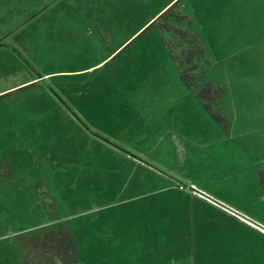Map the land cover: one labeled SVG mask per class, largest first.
<instances>
[{
	"label": "rangeland",
	"instance_id": "obj_1",
	"mask_svg": "<svg viewBox=\"0 0 264 264\" xmlns=\"http://www.w3.org/2000/svg\"><path fill=\"white\" fill-rule=\"evenodd\" d=\"M176 1L0 0V26L27 15L1 39L16 60L0 55V264H26L21 233L60 226L78 245L73 264H264V128L247 130L264 118L243 106L256 90L210 54L211 0H181L188 18L168 21L206 47L196 79L225 88L217 104L247 132L228 136L170 55L167 42L177 56L189 45L159 18ZM238 1L239 30L261 32L264 0ZM232 162L233 174L206 172Z\"/></svg>",
	"mask_w": 264,
	"mask_h": 264
},
{
	"label": "crops",
	"instance_id": "obj_2",
	"mask_svg": "<svg viewBox=\"0 0 264 264\" xmlns=\"http://www.w3.org/2000/svg\"><path fill=\"white\" fill-rule=\"evenodd\" d=\"M240 5L241 4L239 3L238 0H211L207 2L206 8H205L206 13L204 16H206L207 20L210 21L211 23H215L219 29V31L215 32L216 35H214L219 41L218 45L216 46L217 48L214 50V52L210 51V54L213 55L215 53H219V50H221L222 55L224 59L226 60L225 62L229 64L232 63L233 69L237 70V75L241 78L240 80L243 81L247 86L250 85V87L255 88L256 90V95L254 94L255 97H253L252 99L248 97V101L245 100L243 103L244 111H246L247 113V118L249 117V114L252 112H254L255 115L257 116L264 118V58L257 56L255 58L256 62H253L254 58H252V52L253 50L254 51L256 50L258 45H261L262 48H264V32H263L264 27H261V30H262L261 32L250 30L251 28L250 29L246 28V30H239L238 23L240 24L241 21H238L237 20L238 17L237 16L235 17V15H237L236 9H238ZM248 7L250 6L248 5ZM250 9H249V13H247L248 17L251 19H256L257 18L256 16L252 17L254 13H252V10ZM26 17L27 15L20 16L19 18L11 22L9 25L6 24L5 26L4 24H2L0 26V43L3 44L2 46H0L1 56L8 57V58L13 57L16 60V55L11 51L12 49L11 46L13 44L10 42H2L1 39H4V38L9 39L11 36L10 35L11 31L14 28H16V25L18 24V22L23 21ZM30 81L32 80L22 81L13 87L25 85ZM261 128H264V122L262 123V127L256 126L254 128L253 126V127H249V129L247 130L256 131ZM235 130L236 129L231 124L230 129L229 130L225 129L224 132L227 133L228 136L235 138V139L238 137L237 135L247 133V132H241L237 134ZM208 140H211V139H208ZM212 141H215V139L212 138ZM260 146H261V149L264 150V144L262 143ZM254 163L256 162L254 161ZM239 166L241 165L238 162H232L230 164H227L226 167H222V168L212 167V169H209L206 172L210 174V176H219L220 174L223 175L227 171L233 174L232 172H234V170L238 168ZM263 166L264 165H262L261 167ZM134 169H135V173H138V171H144L145 172L144 174H147L152 179H156V178L162 179L159 172H156V170L152 168L146 167L145 164L139 161L135 162ZM166 180H169L170 182L174 183L173 179L168 178ZM146 194H149V193L138 194L136 195V197H143ZM192 197L194 199L196 198L195 196H192ZM130 198H133V196H131ZM144 211H145V208L142 213L146 214V212ZM148 211L150 212V208ZM149 223L150 222H148V226H149ZM129 227L132 228L133 226L129 225ZM154 234L155 232H153V235ZM157 234L159 233L157 232ZM134 237H131V242L138 243L140 241L138 236L137 238H134ZM158 260H159V257H158ZM123 262L124 261L122 259L121 263L123 264ZM154 263H155V259L153 258V264ZM130 264H138V260L136 259V261H131Z\"/></svg>",
	"mask_w": 264,
	"mask_h": 264
},
{
	"label": "trees",
	"instance_id": "obj_3",
	"mask_svg": "<svg viewBox=\"0 0 264 264\" xmlns=\"http://www.w3.org/2000/svg\"><path fill=\"white\" fill-rule=\"evenodd\" d=\"M180 1L174 2L159 16V18L167 20L163 24L164 29L185 38L189 43L187 47L182 49L181 55L177 56L173 53L169 42H167L170 55L180 70L182 82L196 93L216 122L221 124L224 129L229 130L231 127L230 115L226 109L217 104L218 99L226 95L225 88L210 79L205 82H200L196 79L199 59L206 54V47L202 45L196 33L182 30L168 21L171 17H174L178 22L188 18L187 15L175 10ZM189 23L191 25L192 20ZM11 174V167H9L5 176H10ZM18 240L21 247L25 250L24 260L26 264H73L78 262V245L71 229L67 226L58 228L42 227L33 232L21 233L18 236Z\"/></svg>",
	"mask_w": 264,
	"mask_h": 264
},
{
	"label": "water",
	"instance_id": "obj_4",
	"mask_svg": "<svg viewBox=\"0 0 264 264\" xmlns=\"http://www.w3.org/2000/svg\"><path fill=\"white\" fill-rule=\"evenodd\" d=\"M3 44L2 43H0V46H2ZM75 116H77L76 114H74ZM78 117V116H77ZM99 137L101 138V139H103V140H105V141H107V142H109V143H111V144H113V145H116V144H114L112 141H110V140H108V139H106L105 137H103V136H100L99 135ZM119 149H121L122 151H125V152H127V153H130L128 150H126L125 148H123V147H121V146H118V145H116ZM131 154V153H130Z\"/></svg>",
	"mask_w": 264,
	"mask_h": 264
}]
</instances>
